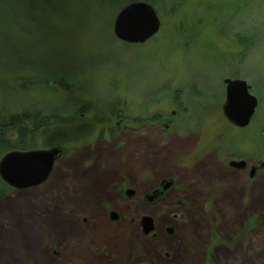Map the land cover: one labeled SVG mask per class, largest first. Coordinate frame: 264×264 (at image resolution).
Listing matches in <instances>:
<instances>
[{
  "label": "rangeland",
  "instance_id": "obj_1",
  "mask_svg": "<svg viewBox=\"0 0 264 264\" xmlns=\"http://www.w3.org/2000/svg\"><path fill=\"white\" fill-rule=\"evenodd\" d=\"M134 1L151 3L161 19L159 32L145 43L122 41L114 32L119 11ZM244 37L251 39L246 51ZM239 68L260 98L251 123L243 128L224 112V78L237 76ZM24 112L66 119L46 130L50 140L60 136L58 131L83 135L66 145L41 186L44 191L59 182L63 191L54 195H74L79 188L75 175L96 162H101L95 170L100 174L113 170L121 151L141 192L147 181L180 166L193 171L203 161L220 166L232 157L264 162V0H0V121ZM118 113L130 118L131 127L123 124L114 135L109 129L116 127ZM8 132L17 137L16 130ZM100 139L109 141L102 151ZM36 141L32 148H50L43 138ZM167 142L169 147L162 148ZM14 149L0 136V160ZM108 154L114 158H106ZM147 160L150 167H145ZM118 170L117 165L113 176ZM108 173L95 195H110L102 190ZM262 173L264 178V168ZM62 178H68L65 185ZM118 183L107 187L120 191L124 185ZM194 196L192 212L181 209L185 223L175 225L178 212L168 214L169 206L157 204L137 213L154 219L151 232L130 231L126 222L108 226L102 220L96 239L121 249L120 264H135L141 255L147 256L145 264H264V187L254 195L263 203L249 220L253 195L244 197V207L237 202L241 195L232 203L224 195ZM0 206V230L5 232L1 252L11 256L7 264H50L53 256L60 257L61 240L48 214L33 215L28 201L22 208L13 206L12 213L24 214L27 232L20 237L7 209L12 206ZM60 212L57 219L65 213ZM82 217L74 215L78 221ZM166 225L176 226L178 236L167 238ZM28 233L37 236L33 254L26 245L36 239Z\"/></svg>",
  "mask_w": 264,
  "mask_h": 264
},
{
  "label": "flooded vegetation",
  "instance_id": "obj_2",
  "mask_svg": "<svg viewBox=\"0 0 264 264\" xmlns=\"http://www.w3.org/2000/svg\"><path fill=\"white\" fill-rule=\"evenodd\" d=\"M250 42L251 39L244 37L241 44L242 50L246 51V47ZM252 44L254 45V43ZM226 62H228V57L226 58ZM241 71L242 68H239L235 74L237 76L233 75L224 78L226 100L228 85L226 80L228 79H240L246 81L249 86V91L255 95L252 92V87L249 81L241 76ZM257 98L259 102L260 98L258 96ZM129 120L130 118L128 119L127 116L120 115L116 127L110 128L109 131L114 135H117L118 132L121 133L123 130V124H126V127H131L128 125ZM233 124L236 125L235 123ZM164 126L166 130L170 128L169 123L164 122ZM100 141L102 151L107 148L109 141L106 139H100ZM130 141L132 144V135ZM169 145L170 143L167 142L162 148H168ZM140 150L143 152L145 150L144 146H141ZM121 153L118 164L116 161L113 170H103L109 173L106 176L104 175L105 178L102 184V190H109L110 195H95V191L98 190V188H101L100 179L103 177L102 175L106 174V172L100 174V172L98 173L95 171L101 169V162H96L94 163L95 165H93V168L91 166L92 169H94L95 166V172L93 175L90 174L92 169L86 170L82 174L77 173L75 175L76 181L81 182V186L90 188V191H87L86 195H54L55 191L60 189V183L54 181L49 185L48 189L43 191L41 186L50 179V176L47 181L37 186L23 189L13 187V193H9L0 198L1 203L3 202L4 204L7 202L12 206L7 208L10 212L16 211L15 208L18 209L21 207L23 201H28L29 209L33 212V215H36L37 213L48 214L47 221L56 236H59L61 240V246L56 251L60 254V257L53 256V260L50 264H120L121 257H119V254L121 249L108 242L102 245L101 242L96 239L99 237L97 230H101L102 228V225L99 223L103 220L108 223V226H111L112 224H123L126 222V225L131 229L130 231L136 230L140 232L141 229H144L143 215L137 214L141 207L143 209H148L157 204H160L162 207L169 206L168 214H171L173 210H176L178 216H180L179 218H175L174 224L176 225L180 222L185 223V221L181 219V216H183L181 209L186 211V213L192 212L197 197L194 195H224V199L229 202L231 201V203L234 201L236 202L238 195H241L239 201H237L239 202V207H244V197L246 195H253V212L248 215L246 220H249L250 216L256 215L258 213V208L256 207L263 203L256 200L254 197V195H260V189L261 187H264V178L262 177L264 162L256 158L246 159L244 157H232L226 165L222 164L220 166H212L208 162L203 161L201 165L196 166L193 171H189L190 169H187L185 166L176 167L175 171L160 174L154 182L148 183L147 181L145 190L141 192L133 171L124 163V151H121ZM106 156V158H114V155L112 154ZM100 160H103L102 156ZM233 160H245V164L242 166H236L231 164ZM148 163L150 162L147 160L145 167H150ZM117 165L119 166V170L116 172V175L113 176ZM158 167L159 166L153 165L152 170L156 172L158 171ZM62 179L65 185L66 183L64 179L66 180L68 178ZM1 181L4 183L5 180L1 178ZM167 181L172 182V185L169 188H166ZM109 183L122 184L124 187L120 191L109 189L107 187ZM129 189L133 190L131 195L128 193ZM62 191L63 190H59V194ZM89 193L92 195H89ZM152 195H155L153 199L150 198ZM171 199L173 200L171 201ZM105 203L111 204L112 207H108ZM18 205L19 207H17ZM175 206L176 208H174ZM2 209L3 207L0 206V210ZM60 211H65V213H62L61 219H57L54 215L61 214ZM114 211L117 212L116 219H114L112 215V212ZM132 212L139 215V219L132 218ZM81 213H83V217L80 221L74 218V215L76 216ZM11 215L14 216L15 219L14 231L15 233L19 231L21 237L22 233L27 232L23 230L24 225L22 227L24 221L22 222L21 216L24 214L20 215L18 213H12ZM169 222L172 221L168 220L167 223L169 224ZM257 222L258 221L255 220L254 224L256 225ZM243 224L244 221H242V225ZM98 226L100 228H98ZM165 230V236L169 239L178 236V229L176 226L171 228L166 225ZM28 234H33L36 239L33 243L26 245L27 251L33 254L32 250H34L36 246L39 247L37 236L34 233ZM4 236L5 232L0 230V262L7 264L8 261H10L11 256L7 253L4 254L1 252V250L5 249L4 246L1 245ZM230 238L233 240V236ZM94 246H97V248ZM145 262H147V256L141 255L136 258L134 263L145 264Z\"/></svg>",
  "mask_w": 264,
  "mask_h": 264
},
{
  "label": "water",
  "instance_id": "obj_3",
  "mask_svg": "<svg viewBox=\"0 0 264 264\" xmlns=\"http://www.w3.org/2000/svg\"><path fill=\"white\" fill-rule=\"evenodd\" d=\"M161 27V19L155 7L146 1H134L123 7L115 20L116 36L128 43H145L155 36ZM227 100L224 106L226 116L237 126L245 127L255 114L258 98L249 91L246 81L228 79ZM63 153L61 147L14 149L8 151L0 160V176L14 188H28L40 185L48 180L53 172L56 159ZM231 164L242 166L245 160H233ZM172 185L166 182V188ZM131 195L132 189L128 190ZM155 195L150 197L154 198ZM117 218V212H112ZM146 233L155 228L151 216L143 217Z\"/></svg>",
  "mask_w": 264,
  "mask_h": 264
},
{
  "label": "trees",
  "instance_id": "obj_4",
  "mask_svg": "<svg viewBox=\"0 0 264 264\" xmlns=\"http://www.w3.org/2000/svg\"><path fill=\"white\" fill-rule=\"evenodd\" d=\"M34 115H38L37 121H35L36 117H34ZM118 115H120V113H118ZM65 120V118L59 117L58 115H42L39 113L33 114L24 112L20 115H13L9 120L3 122L0 121V136L4 134L3 136L8 146L14 147L15 149H31L38 143L36 137H41L43 138L45 146H59L65 151L68 143L79 140L83 135L70 136L65 135L62 131H58L56 134L60 136L56 139L50 140V137H48L49 135L46 132V130L52 125L56 126L59 124H65ZM154 120L164 124L163 119L160 117H154ZM9 130H16L18 132L14 133L17 136L15 139L8 136ZM12 190L13 187L6 181H4V183L0 181V198L4 195H8Z\"/></svg>",
  "mask_w": 264,
  "mask_h": 264
},
{
  "label": "bare ground",
  "instance_id": "obj_5",
  "mask_svg": "<svg viewBox=\"0 0 264 264\" xmlns=\"http://www.w3.org/2000/svg\"><path fill=\"white\" fill-rule=\"evenodd\" d=\"M77 183H78L79 188L74 195H86L87 191H90V188H86V187L83 188V186H81V182H77ZM36 251L37 250H35L34 248V250H32V253H35Z\"/></svg>",
  "mask_w": 264,
  "mask_h": 264
}]
</instances>
